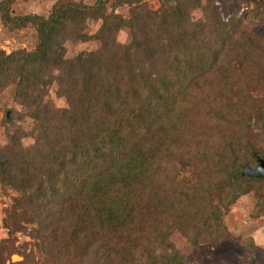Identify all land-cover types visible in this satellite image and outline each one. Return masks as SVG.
Here are the masks:
<instances>
[{"label":"trees","instance_id":"obj_1","mask_svg":"<svg viewBox=\"0 0 264 264\" xmlns=\"http://www.w3.org/2000/svg\"><path fill=\"white\" fill-rule=\"evenodd\" d=\"M106 1L56 3L46 18L18 16L36 25L37 44L0 52V90L11 87L15 119L34 120L28 131L15 119L6 124L12 136L0 150V183L18 195L3 224L9 232L35 224L30 235L69 247L70 264H82L85 252L96 255L92 264H181L185 253L171 235L191 246L227 239L220 215L245 192L253 194L255 212L264 211V177L239 173L257 156L264 162V144L254 138L264 142V105L250 96L259 81L239 72L248 55L260 59L258 38L240 27L252 5L251 16L262 20L260 2L224 17L214 0H204L191 21V0H165L157 10L113 0L133 5L126 17L106 12ZM91 19L100 23L86 31ZM122 28L125 43L115 40ZM90 39L97 47L68 54V42ZM201 81H214L220 96L236 91L241 103L225 111L198 105ZM53 83L63 107L41 105ZM245 106L250 113L239 110ZM160 127L176 137L152 142ZM30 135L28 156L21 139ZM172 151L193 185L187 176L175 178L177 169L159 167ZM152 173L166 179L153 184Z\"/></svg>","mask_w":264,"mask_h":264},{"label":"rangeland","instance_id":"obj_2","mask_svg":"<svg viewBox=\"0 0 264 264\" xmlns=\"http://www.w3.org/2000/svg\"><path fill=\"white\" fill-rule=\"evenodd\" d=\"M93 1L94 0H0V52L5 55L14 53L18 50L30 51L36 46L38 38L36 25L33 22L20 23L17 21L18 16L36 13L39 17L46 18L52 9L53 4L71 2L76 5L86 6L87 4L93 3ZM112 1L113 0H107L103 4L106 12L111 10L113 14H119L122 17L130 15L129 8H132V4L120 3L112 6ZM197 1L198 4L195 0H191L192 6L186 8L187 18H190L191 21L198 19L201 15L200 8L196 5L202 4L204 0ZM214 1L218 5L221 15L224 17L228 16L231 11L236 15L241 9H248L253 2H260L258 6L261 7L260 16H262V20H256L255 17L253 18L251 16L252 12L255 10L252 5V9L246 12L247 17H243L240 24L241 28L245 29L247 32L251 31L258 38L260 44V59L258 60V57H254V54L251 53L252 55H248L247 58L255 59V62L250 65L248 59L242 60V70L239 72H246L248 77L251 75L253 80L257 79L259 81L255 84L254 89H250V96L253 98L252 102L259 100L261 104L264 105V0ZM138 3L146 8L157 10L160 6L165 5V0H139ZM237 3H240L241 5L237 7ZM91 20L93 21L89 23L86 31L94 30V28L100 23V20ZM115 40L119 43H125L128 40V30L126 28L118 30L115 35ZM75 42L76 44L70 42L67 43L66 49L68 54L78 50L87 51V49H93L98 45L97 43H94L92 39L87 40L86 42ZM259 63L262 67L260 70ZM232 72L235 73L234 71ZM214 84V81L209 83V85H207L206 81L198 83L200 89L198 93L193 96V99H195V102L198 105L203 103L206 106L210 103L211 106L213 105L214 107H217L220 111H225L229 108L232 109L231 106L241 103V96L237 94L236 91H225L224 95L220 96L219 93H215V89L213 88ZM44 92L45 96L42 99V106L47 108H60L65 106V99L58 94L59 91L56 83L49 85L44 89ZM10 95H12V89L10 86L3 87V89L0 90V150L10 145V136L12 135L9 134L10 131L9 128H6V124L8 118L9 121H13V119L17 117L13 114L14 110H19V105L11 99ZM200 108H195L186 121H191ZM7 110L9 111V116L6 118L5 114ZM239 110L245 113H250V110H247L246 106ZM260 111L262 112L263 110ZM33 121L34 120L31 119L25 120L20 118L14 120L15 125H20L23 131H28L31 128ZM249 121L252 122V118H250ZM40 122L41 120L39 119V123ZM251 128L254 133L260 131L259 126L252 125ZM173 137H176V132H167L163 127H160V129L156 131L155 140L152 139V142H155L157 139L164 142ZM254 138L264 144L261 137L255 136ZM33 142V137L31 135L21 139L24 155L31 156L33 152ZM240 150L241 149L239 148V151ZM175 156V152L173 151L168 153L167 159L161 162L159 167L168 169L175 168L180 171V168L177 167ZM233 157L240 158L242 156L234 155ZM230 159H228V163H226L228 167L231 166ZM254 164L255 162L250 164L251 167L249 168H253ZM220 166L222 170L223 165L221 164ZM184 171L185 170L180 171L179 176H176L175 178L187 176V173ZM223 172L224 171H222V174ZM152 174L153 184H156L157 181H164L166 179L165 177L156 175V173ZM185 178L189 179V184H194V178L192 176H187ZM177 181L178 180H176V185H178ZM217 184V182L213 183V185L209 187L210 190L215 191L218 186ZM17 195L18 193L16 190L11 189L9 186L3 187L0 183V264H70V257L66 254L69 252V247L64 246L62 248L59 245H53L46 240L39 241L37 237L34 238L30 235V228H34L35 224L26 223L24 224V230L16 232H9L7 228L4 227L3 218L6 215V209L12 206L13 198ZM254 199L255 198L251 192H245L239 195L226 211H222V214L220 215L222 226L230 233V236L228 233L227 239H224L223 241L215 244H210L204 241L191 246L182 237L178 238L176 234L171 235L173 237L171 241H173L175 245L185 253L184 260L181 264H264V244L261 247L252 240L254 239V235H262L264 238V211L259 213L255 212ZM259 224L262 227L259 229L260 234L253 233L250 236V231L244 229L250 225L259 226ZM92 256L96 258V255H94L93 252H85L84 255L80 257V261L82 264H92ZM133 256L134 261H136L135 248L133 250ZM13 257H16L17 259L13 260ZM131 261L133 260L131 259ZM98 262L99 264H103L100 261H97V264Z\"/></svg>","mask_w":264,"mask_h":264},{"label":"water","instance_id":"obj_3","mask_svg":"<svg viewBox=\"0 0 264 264\" xmlns=\"http://www.w3.org/2000/svg\"><path fill=\"white\" fill-rule=\"evenodd\" d=\"M7 114L8 112H6L5 116H7ZM254 161L255 164L253 168H240L239 173L245 176L258 177V175H260L261 177H264V162L262 158L257 156Z\"/></svg>","mask_w":264,"mask_h":264},{"label":"crops","instance_id":"obj_4","mask_svg":"<svg viewBox=\"0 0 264 264\" xmlns=\"http://www.w3.org/2000/svg\"><path fill=\"white\" fill-rule=\"evenodd\" d=\"M244 228V227H243ZM262 228L259 224V226H248L247 228H244L246 231H250L249 235L251 236L253 233H259L260 234V231L259 229ZM242 229V230H244ZM257 245L261 246L264 244V238L263 236L261 235H254V239H252Z\"/></svg>","mask_w":264,"mask_h":264},{"label":"bare ground","instance_id":"obj_5","mask_svg":"<svg viewBox=\"0 0 264 264\" xmlns=\"http://www.w3.org/2000/svg\"><path fill=\"white\" fill-rule=\"evenodd\" d=\"M12 259L14 260V259H17V258L16 257H13Z\"/></svg>","mask_w":264,"mask_h":264}]
</instances>
